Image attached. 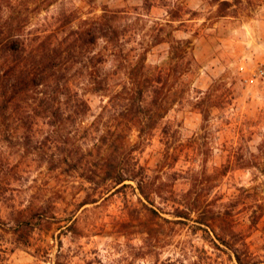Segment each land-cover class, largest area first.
Masks as SVG:
<instances>
[{"label":"rangeland","instance_id":"rangeland-1","mask_svg":"<svg viewBox=\"0 0 264 264\" xmlns=\"http://www.w3.org/2000/svg\"><path fill=\"white\" fill-rule=\"evenodd\" d=\"M60 4L80 16L103 10L141 14V20L126 24L131 25L133 45L143 43L138 48L147 52L151 70L169 66L170 41H189L186 48L193 59L174 84V105L165 119L171 136L166 140L157 130L137 158L154 181H164L162 195L192 189L208 205L204 217L222 222L211 233L193 221L164 222L159 216L174 219L170 204L158 198L154 206L147 203L157 212L152 216L129 187L96 196L97 203L79 208L87 198L81 180L48 169L44 124L1 126L0 264H240L237 257L264 264V87L247 83L263 57L258 47L264 40V0ZM200 92H208L204 126L195 106ZM90 98L85 123L105 103ZM130 140H136L134 131ZM38 206L44 207L45 216H32L31 229L13 235L19 212L26 216ZM70 219H75L71 229Z\"/></svg>","mask_w":264,"mask_h":264},{"label":"trees","instance_id":"trees-1","mask_svg":"<svg viewBox=\"0 0 264 264\" xmlns=\"http://www.w3.org/2000/svg\"><path fill=\"white\" fill-rule=\"evenodd\" d=\"M60 2L0 0V127L44 124L48 169L81 180L87 198L79 208L97 203L96 196L129 187L152 216L157 212L147 203L154 206L158 198L170 204L174 218L159 216L162 221L180 225L193 221L205 233L213 232L222 219L204 217L208 205L200 196L192 189L162 195L164 181H154L137 158L157 130L166 140L171 136L172 127L165 119L174 105V86L193 59L186 48L189 41H170L169 66L151 70L147 52L138 48L143 43L133 45L131 25L126 24L132 18L141 20V14L103 10L80 16ZM207 95L200 92L195 102L203 126ZM92 96L105 103L85 123ZM28 211L29 215L19 212L15 217L18 229L13 235L26 234L32 216H45L41 206ZM74 221L68 220L67 228H73Z\"/></svg>","mask_w":264,"mask_h":264},{"label":"built area","instance_id":"built-area-1","mask_svg":"<svg viewBox=\"0 0 264 264\" xmlns=\"http://www.w3.org/2000/svg\"><path fill=\"white\" fill-rule=\"evenodd\" d=\"M259 84L264 87V56L260 59L253 71L251 72L250 80L247 83Z\"/></svg>","mask_w":264,"mask_h":264},{"label":"crops","instance_id":"crops-1","mask_svg":"<svg viewBox=\"0 0 264 264\" xmlns=\"http://www.w3.org/2000/svg\"><path fill=\"white\" fill-rule=\"evenodd\" d=\"M253 21V20H252ZM258 25H259V22H258ZM257 25V27H258ZM257 27H256V32L258 33V30H257ZM261 34H264V21L261 22ZM259 53L264 56V40L262 42H260L259 44Z\"/></svg>","mask_w":264,"mask_h":264}]
</instances>
